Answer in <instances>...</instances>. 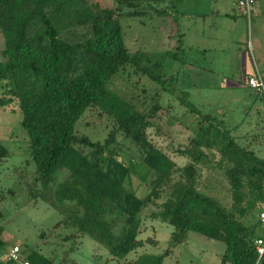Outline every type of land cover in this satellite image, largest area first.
<instances>
[{
  "label": "trees",
  "instance_id": "trees-1",
  "mask_svg": "<svg viewBox=\"0 0 264 264\" xmlns=\"http://www.w3.org/2000/svg\"><path fill=\"white\" fill-rule=\"evenodd\" d=\"M163 1L113 0L103 6L94 0H0L4 42L0 108L17 104L30 150L29 158L14 170L19 189L28 202L44 201L63 215L48 234H40L44 249L19 245L28 264H77L70 253L83 236L118 259L146 243L155 246L153 238L138 239L146 229L141 221L146 213L174 231L163 253L142 255L140 264H162L187 241L189 232L225 244L220 264H264V254L258 260L255 243L264 241L257 234L261 227L257 212L264 202V159L239 145L223 129L222 120L194 108L190 112L199 119L196 133L171 151L185 159L179 166L149 134L151 129L159 134L163 105L122 97L109 89L125 66L136 75H147L164 91L171 87L172 77L166 82L152 74L148 53L130 52L122 28L123 20L144 17L147 9L165 14L156 8ZM180 1L169 0V9L173 11ZM177 43L175 52L158 57L173 59L183 51L180 31ZM92 106L112 123L103 142L75 132L77 121ZM119 137L139 148L138 159L151 170L144 197L125 187L130 168L121 158L124 146ZM8 157V149L0 143V165ZM62 170L68 174L58 180ZM217 170L229 186V207L200 190L204 173ZM14 192L7 193L12 197ZM61 227L74 233L57 234ZM4 232L5 225L0 224V251L7 243Z\"/></svg>",
  "mask_w": 264,
  "mask_h": 264
},
{
  "label": "rangeland",
  "instance_id": "rangeland-1",
  "mask_svg": "<svg viewBox=\"0 0 264 264\" xmlns=\"http://www.w3.org/2000/svg\"><path fill=\"white\" fill-rule=\"evenodd\" d=\"M103 6L113 0H94ZM169 0L156 6L165 14L147 9L144 17L122 21L125 43L131 53L145 52L151 56V72L160 75L161 81L173 78L171 87L164 91L161 84L147 75H136L130 66L121 69L111 81L109 89L128 98L143 102H159L165 109L159 123V134L149 130L150 136L167 153L175 157L179 166L185 159L171 151L187 143L198 128V117L190 112L198 109L201 115H212L223 121L241 146H248L264 159V95L248 86L247 78L259 73L264 79V0H255L250 20L236 6V0H181L169 9ZM183 38V51L176 58L158 57L160 53L175 52L179 31ZM4 42L0 34V61ZM156 56V57H155ZM159 64V67H154ZM162 66V67H161ZM168 111H167V110ZM21 113L13 103L0 108V143L9 151V157L0 165V224L5 225L3 239L6 246L0 251L4 260L13 244L44 249L40 234L47 233L63 219L52 205L38 200L28 202L19 189L18 175L14 171L29 158L27 133L20 126ZM112 128L111 121L98 107L87 109L75 125V132L93 142H103ZM122 139L119 137L118 141ZM121 158L130 168L125 187L138 197L148 194L151 170L138 159L139 148L122 140ZM68 174L59 173L58 180ZM14 190L11 197L7 192ZM204 193L223 206L231 204L230 191L223 172L204 173L200 187ZM258 215L264 212V202ZM141 217L143 228L138 239L153 238L157 244H145L130 252L124 259L113 258L109 252L87 236L80 239L70 253L77 264H140L142 255H159L168 247L174 228L160 220ZM57 234L69 235L72 229L59 228ZM264 236V225L257 229ZM49 249V248H47ZM225 244L189 232L187 241L172 250L162 264H220ZM48 251V250H47Z\"/></svg>",
  "mask_w": 264,
  "mask_h": 264
},
{
  "label": "built area",
  "instance_id": "built-area-1",
  "mask_svg": "<svg viewBox=\"0 0 264 264\" xmlns=\"http://www.w3.org/2000/svg\"><path fill=\"white\" fill-rule=\"evenodd\" d=\"M254 0H237V7L240 12L250 20L252 7L254 5ZM248 86L264 95V79L260 75L248 76L247 78ZM259 219L262 225H264V212L259 214ZM258 252V260L264 254V241L262 239H257L255 241ZM5 264H28L24 259L23 250L19 245H13L10 247L6 257L4 258Z\"/></svg>",
  "mask_w": 264,
  "mask_h": 264
},
{
  "label": "crops",
  "instance_id": "crops-1",
  "mask_svg": "<svg viewBox=\"0 0 264 264\" xmlns=\"http://www.w3.org/2000/svg\"><path fill=\"white\" fill-rule=\"evenodd\" d=\"M249 76H251V74Z\"/></svg>",
  "mask_w": 264,
  "mask_h": 264
}]
</instances>
